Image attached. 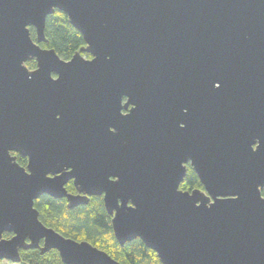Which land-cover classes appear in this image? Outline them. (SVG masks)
Listing matches in <instances>:
<instances>
[{
    "label": "water",
    "instance_id": "obj_1",
    "mask_svg": "<svg viewBox=\"0 0 264 264\" xmlns=\"http://www.w3.org/2000/svg\"><path fill=\"white\" fill-rule=\"evenodd\" d=\"M56 10L86 43L70 60L40 46ZM263 189L264 0H0V261L122 264L35 208L104 194L119 244L162 264H264Z\"/></svg>",
    "mask_w": 264,
    "mask_h": 264
},
{
    "label": "trees",
    "instance_id": "obj_2",
    "mask_svg": "<svg viewBox=\"0 0 264 264\" xmlns=\"http://www.w3.org/2000/svg\"><path fill=\"white\" fill-rule=\"evenodd\" d=\"M32 38L36 41V31L31 28ZM45 35L47 42L42 48L54 49L64 60H70L86 43L82 34L74 28L66 14L56 10L46 21ZM83 56L91 58L89 54ZM28 68L35 69L36 62L27 63ZM19 164L25 166L26 161L18 157ZM180 188L184 191L204 189L195 171L189 167ZM264 196V189L262 191ZM40 220L48 227L58 231L67 238L77 241H88L95 247L107 252L122 264H162L158 255L147 248L140 239L121 246L112 228V218L107 213L101 199H93L88 205L74 209L68 208L65 200H57L50 196H42L35 202ZM11 238V234H4ZM22 264H64L57 251L52 250L45 255L40 250L22 251Z\"/></svg>",
    "mask_w": 264,
    "mask_h": 264
},
{
    "label": "flooded vegetation",
    "instance_id": "obj_3",
    "mask_svg": "<svg viewBox=\"0 0 264 264\" xmlns=\"http://www.w3.org/2000/svg\"><path fill=\"white\" fill-rule=\"evenodd\" d=\"M55 77H56V76H55ZM125 103H126V101H123V104H125ZM130 109H131V107H129L127 110L124 109L122 112H123L124 114H127V113H129ZM13 155H15V156L17 157V160H18V157H21L22 159H24V160L26 161V165H25V166H23V165H21V164H20V165L23 166V167H27V165H28V159H27V158H25V157H23V156H21L20 154H17V153H14ZM189 167H191L190 164H188V168H189ZM191 168H192V167H191ZM192 169H193V168H192ZM65 187H66V189H67V191H68L69 194H72V195H79V194H82V193L79 192L78 188L76 187L74 180H70V181L66 184ZM93 199H101V200L103 201V204H104V194H103V195H100V196L89 195V203H90V201L93 200ZM57 200H65L66 203H67V205H68V201H67L66 198H63V199H57ZM79 207H80V206H79ZM104 207H105V205H104ZM76 208H77V207H76Z\"/></svg>",
    "mask_w": 264,
    "mask_h": 264
},
{
    "label": "rangeland",
    "instance_id": "obj_4",
    "mask_svg": "<svg viewBox=\"0 0 264 264\" xmlns=\"http://www.w3.org/2000/svg\"><path fill=\"white\" fill-rule=\"evenodd\" d=\"M0 264H15V263H12V262H9V261H0ZM22 264V263H20Z\"/></svg>",
    "mask_w": 264,
    "mask_h": 264
}]
</instances>
